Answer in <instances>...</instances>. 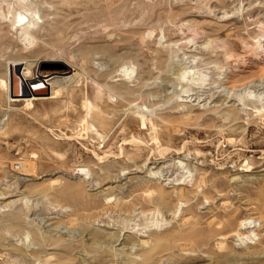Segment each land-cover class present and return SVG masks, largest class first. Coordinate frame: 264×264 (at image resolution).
<instances>
[{
	"label": "rangeland",
	"instance_id": "374dc122",
	"mask_svg": "<svg viewBox=\"0 0 264 264\" xmlns=\"http://www.w3.org/2000/svg\"><path fill=\"white\" fill-rule=\"evenodd\" d=\"M0 264H264V0H0Z\"/></svg>",
	"mask_w": 264,
	"mask_h": 264
},
{
	"label": "bare ground",
	"instance_id": "6f19581e",
	"mask_svg": "<svg viewBox=\"0 0 264 264\" xmlns=\"http://www.w3.org/2000/svg\"><path fill=\"white\" fill-rule=\"evenodd\" d=\"M16 15L18 16L17 18L22 19L21 18L22 15L20 13H18ZM26 18H27V16H26ZM33 25H35V20H34L33 16H29L27 18V20L24 23L19 24L18 27H19V30L22 32V35L24 37H28L29 36L28 35L29 30L31 27H33ZM20 64H21V62H19V61H10L8 63V67L6 68V72H5L6 77H5V79L3 78L1 80L2 84L4 85V87L6 89L7 94L9 95L8 100L9 101L22 100V101L26 102L27 105L30 106L34 100L52 98L53 94H51V95L49 94V96H47V97L45 95H43L42 93L44 91L42 88L44 87L45 84L46 85H53V84L57 83V81L55 80L56 75L51 76L49 78L48 77L40 78L39 75H36L35 77H31L29 70H23L21 72V79H20V81L24 87V93L26 94V97L21 98L18 96L17 97L12 96V93H11L12 91L14 94L19 93V88H18L19 87V79L16 78V76H15V69ZM64 65H66V67L68 68V71L66 72L68 75L63 76L62 79H63V81L65 80L67 82H71L74 78V74L69 73V72H71V70H73V69H71L67 64H64ZM52 67H58L59 68L61 66L59 64H55ZM10 71H11V76H10ZM182 77H185V73L182 74ZM12 85H13V90H12ZM54 94H56V92H54ZM250 220L251 219H246V220L241 221L240 226L245 227V228L246 227L249 228L252 225V222L254 221V220H252V221H250Z\"/></svg>",
	"mask_w": 264,
	"mask_h": 264
},
{
	"label": "water",
	"instance_id": "95a60500",
	"mask_svg": "<svg viewBox=\"0 0 264 264\" xmlns=\"http://www.w3.org/2000/svg\"><path fill=\"white\" fill-rule=\"evenodd\" d=\"M54 68H57V67H54ZM60 68V67H59ZM13 74V73H12ZM54 75H58V72L57 71H54V72H50L49 74H47V75H40V78H45V77H51V76H54ZM10 76H11V71H10ZM15 76H16V78H18L19 79V93L18 94H14L13 93V91L11 92L12 93V96L13 97H26V94L24 93V87H23V85H22V83H21V81H20V79H21V65H18L17 66V68L15 69ZM12 90H13V85H12ZM44 95H49V90H48V88H47V86H46V88H45V92H44Z\"/></svg>",
	"mask_w": 264,
	"mask_h": 264
}]
</instances>
